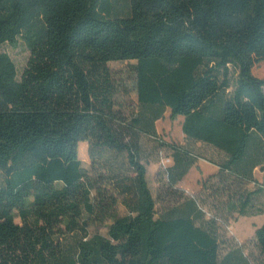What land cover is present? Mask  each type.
Here are the masks:
<instances>
[{
	"label": "trees",
	"instance_id": "1",
	"mask_svg": "<svg viewBox=\"0 0 264 264\" xmlns=\"http://www.w3.org/2000/svg\"><path fill=\"white\" fill-rule=\"evenodd\" d=\"M19 39L30 53L20 78L1 51ZM125 62L135 63L131 110L109 67ZM260 63L264 0H0V264H264V224L257 257L223 254L219 218L264 215ZM167 110L188 143L223 160L161 140ZM145 138L172 154L161 211ZM199 161L218 172L191 196L177 186ZM92 225L107 236L91 237ZM69 236L78 239L65 247Z\"/></svg>",
	"mask_w": 264,
	"mask_h": 264
},
{
	"label": "rangeland",
	"instance_id": "2",
	"mask_svg": "<svg viewBox=\"0 0 264 264\" xmlns=\"http://www.w3.org/2000/svg\"><path fill=\"white\" fill-rule=\"evenodd\" d=\"M125 7L126 5L123 4V8ZM1 51L7 53L15 63L18 71V78H20L30 56V53L24 42L19 39L16 47H13L11 45H4L1 47ZM134 65V62L109 64V67L124 79L125 85H127L128 87L129 94L119 95V101L125 102L128 109L130 110L134 109L138 104V98L136 93L134 92V87L131 81ZM253 74L257 78L264 80V64L260 63L256 65L253 69ZM182 125L183 118L174 119L171 116L170 110H167L165 118L157 123V131L160 139L168 144H174L189 149L192 148L205 159L216 162H221L223 160V155L209 146L188 143L183 134ZM86 147L88 148L87 143H81L79 145V156L83 163V168L89 170L91 162L89 159V155L86 154ZM141 147L144 158L149 161L148 163H145V166L147 167V180L149 188L158 202L159 211H161L163 207V200L167 198V193L165 192L164 168L166 166H173L172 163L169 164L168 162H166L172 154L170 152H167L166 150H162L160 151L161 155H159V147L153 141L146 138L142 139ZM214 169L215 168L207 165L204 161H199L198 166H195L181 183V192L189 195L199 194L201 191V181L206 179ZM255 178L264 191V171L257 169L255 171ZM257 189L258 187L253 184H246L244 186L238 184L234 188L235 191L246 193L253 192ZM209 203L211 204L212 202ZM169 205L170 204L168 200L167 206ZM256 206L264 207V192L256 199ZM205 209L209 211V213H211L213 216L217 215L216 211L212 210L210 206L206 207ZM121 213L123 215L126 213L124 208H121ZM219 218L221 219L220 235L224 246L223 254L227 253L230 249L242 247L246 256L257 257L258 251L254 242L255 231L256 228L263 223L264 217L255 220V222H252V220H250L249 218L246 219L240 217L238 214H230L226 216L219 215ZM17 222L20 223V221ZM89 233L91 237L96 234L107 236V227L92 225L89 229ZM76 239H78V237H67V239L65 240V247H71Z\"/></svg>",
	"mask_w": 264,
	"mask_h": 264
},
{
	"label": "crops",
	"instance_id": "3",
	"mask_svg": "<svg viewBox=\"0 0 264 264\" xmlns=\"http://www.w3.org/2000/svg\"><path fill=\"white\" fill-rule=\"evenodd\" d=\"M205 162V161H204ZM207 165H210V166H212L213 168H215L214 170H212V173H210L209 174V176L210 175H213V174H216L217 172H218V169L215 167V166H213V165H211V164H209V163H207V162H205ZM196 166H198V164L196 165ZM183 182V181H182ZM181 182V183H182ZM181 183H179V185L177 186L178 187V189H180V190H182V187H181ZM189 195V194H188ZM195 195H197V194H195ZM191 196H193V195H191ZM261 217H264V215L263 216H257V217H251V218H249L250 220H252V222H255V220H257V219H259V218H261ZM247 219V218H246ZM264 224V221H263V223L260 225V226H258L257 228H259V227H261L262 225ZM256 228V229H257Z\"/></svg>",
	"mask_w": 264,
	"mask_h": 264
},
{
	"label": "built area",
	"instance_id": "4",
	"mask_svg": "<svg viewBox=\"0 0 264 264\" xmlns=\"http://www.w3.org/2000/svg\"><path fill=\"white\" fill-rule=\"evenodd\" d=\"M166 162H168L169 164H170V163H173V161H172V159H171V158H169V159H168ZM170 167H171V166H170ZM168 168H169V166H168V167L166 166V167L164 168V169H165V171H166Z\"/></svg>",
	"mask_w": 264,
	"mask_h": 264
}]
</instances>
